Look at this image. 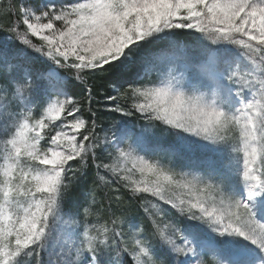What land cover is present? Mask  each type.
Listing matches in <instances>:
<instances>
[{"label":"snow or ice","instance_id":"1","mask_svg":"<svg viewBox=\"0 0 264 264\" xmlns=\"http://www.w3.org/2000/svg\"><path fill=\"white\" fill-rule=\"evenodd\" d=\"M15 11L0 42V264H264V0H22ZM85 73L112 75L107 112L160 122L171 140L124 119L104 130ZM129 98L141 102L122 107ZM161 152L170 158H150ZM89 166L113 193L156 197L177 219L144 209L148 231L126 214L88 224L91 204L66 211ZM81 215L82 236L66 237Z\"/></svg>","mask_w":264,"mask_h":264},{"label":"rangeland","instance_id":"2","mask_svg":"<svg viewBox=\"0 0 264 264\" xmlns=\"http://www.w3.org/2000/svg\"><path fill=\"white\" fill-rule=\"evenodd\" d=\"M9 1L11 0H0V38L2 36L1 42H3L5 39L8 38V32L7 29L9 26L6 24L8 18V8L10 6ZM41 2V0H33V3ZM19 3H22V0L19 1ZM23 31V30H22ZM37 39L39 38L32 37L30 35V39ZM41 43V41H40ZM40 43H36L37 46H39ZM240 51H243L242 49ZM92 74V73H91ZM149 80L154 79L152 77L148 78ZM123 91V90H121ZM140 100H134L132 98H129L128 100L124 101L121 100L120 104L122 107H130L132 103H139ZM126 104V106H125ZM112 106V102H108L106 105L107 108ZM36 118L39 117V109L35 111ZM124 119L127 121V123L136 125L139 127H150L152 132L157 137H160L162 140H171V134L168 131V129L161 124L160 122H154L152 125H149L139 114H134L131 117H122L120 114L117 113H110L108 114V118L106 120V123L102 125L104 130H107L110 123L113 120H121ZM98 132H100V135H103V132L98 129ZM0 150H2V142H0ZM101 158L105 160V162H109L106 157H104L103 153L100 154ZM150 158L156 160L159 159L161 161H166L170 158V154L168 153H156L150 155ZM73 168H78L79 165L77 162H71ZM91 164V162H90ZM130 166V165H129ZM78 179L76 180L75 184L72 186V188L69 191L68 198L65 202V210L67 211L68 208H71L73 212H82V209L84 207L89 206L91 215L87 217V223L88 224H103L105 222L109 223V227L111 226L110 220L114 219L116 216H120L123 214H126L132 224L137 225L138 227H144L146 230L150 231V217L147 215L144 211V209L148 210V213L152 214L153 216H156L159 214L161 210L165 211L168 214V219H177L176 213L171 210L169 206H167L165 203L159 201L158 198L152 197L151 195L147 194H137L134 197H131L130 194L121 187L120 193H113L111 189L113 187L119 186L118 183H113L111 185H106L103 181L99 180V178L96 175V169L92 166H89L87 169L86 175H80L79 173ZM99 175L106 176L108 180H113V177L103 170L100 171ZM89 178L88 180H86ZM132 180L137 181L138 183L141 181H144L151 185L153 182L156 181V177L152 176L151 174H144L141 175L139 172H136L131 176ZM143 186V185H141ZM90 188V190H89ZM122 194L126 197V199H130V206L125 208L124 203H121L120 206H117L116 202L114 200L110 201V197ZM174 197H180L184 196L186 198L187 193L181 192V191H175L173 193ZM155 205V207H153ZM66 219H69L68 217H65ZM71 219H76L79 221L78 224L73 225L71 228L65 226L63 228V233L66 237L71 236L73 233L79 232L82 236V229L85 224V218L81 215L79 217L73 216ZM183 227V223L180 225ZM124 231L126 233L129 232L127 224L125 225ZM95 234V233H92ZM126 239L130 242V234L126 236ZM72 260H75V253L74 250L72 252V255L69 257ZM203 264H217V258L212 255H205L202 257ZM44 264H49V258L45 256L44 258ZM130 264V261L128 262Z\"/></svg>","mask_w":264,"mask_h":264},{"label":"trees","instance_id":"3","mask_svg":"<svg viewBox=\"0 0 264 264\" xmlns=\"http://www.w3.org/2000/svg\"><path fill=\"white\" fill-rule=\"evenodd\" d=\"M20 0H11L9 1V8L8 11H12L11 15H8L7 22L6 24L11 27L13 26L14 21H18L19 20V15L18 13L15 11V9L20 5L19 3ZM42 2V0H41ZM9 13V12H8ZM2 30V28L0 29V31ZM21 30H23V27H21ZM2 36L0 38V42H1ZM33 43H40V41H38L37 39L33 38ZM107 67V66H105ZM85 76L88 78L90 85L93 88V96H94V100L92 103V108L93 111H97L98 110V115L101 117L100 120H98V124L104 125L106 123V120L108 118V114H110V112H107L106 109V105L108 104V101H106V97L107 95L111 94V95H115V93L112 91L111 89V85L114 83V80L112 78L111 74L108 73H85ZM117 87H120V85H117ZM126 87V85H125ZM121 90H123V88H121ZM86 96V94L81 93L79 98L80 99H84ZM126 106V104H125ZM84 117L87 119L89 114L86 111H84ZM89 178H87L86 180H88ZM90 190V188H89Z\"/></svg>","mask_w":264,"mask_h":264}]
</instances>
